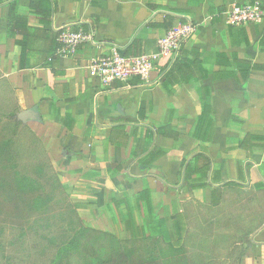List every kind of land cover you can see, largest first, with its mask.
Masks as SVG:
<instances>
[{"label": "crops", "instance_id": "obj_1", "mask_svg": "<svg viewBox=\"0 0 264 264\" xmlns=\"http://www.w3.org/2000/svg\"><path fill=\"white\" fill-rule=\"evenodd\" d=\"M252 1L0 0V80L19 116H40L23 123L87 226L174 249L217 238L241 247V264H264V16L245 26L225 16ZM186 20L196 34L146 79L90 77L113 45L156 52ZM79 30L98 45L46 67L58 36Z\"/></svg>", "mask_w": 264, "mask_h": 264}, {"label": "rangeland", "instance_id": "obj_2", "mask_svg": "<svg viewBox=\"0 0 264 264\" xmlns=\"http://www.w3.org/2000/svg\"><path fill=\"white\" fill-rule=\"evenodd\" d=\"M17 102L18 96L14 95L4 80H0V124L5 125L4 130L14 129L13 117ZM12 133L13 131L8 130L3 136L13 146L12 164L17 166L15 173L18 172L21 179L32 182L31 189L35 194L54 192L51 187L56 184L50 161L41 143L29 129H15L13 135ZM54 196L57 200H70L68 191L62 196ZM18 208L8 207L4 213L20 212L26 214V217L29 216V220L17 218L11 224H5L1 221L8 220L5 217L0 218V264H93L96 253L102 251L101 255L105 258L114 253L110 238L103 237L84 222L80 227L93 231L79 234V227L72 224L73 218L69 213L54 219L53 215L47 217L45 214L35 213L34 210L29 213L25 209L26 205ZM49 218L51 220H47ZM73 238H77L79 244L64 252L62 245L70 243ZM191 239L185 248L174 249L166 247L164 243L119 238L122 249L130 257V264H239L244 254L241 247L233 248L221 239L204 238V245L199 243L200 238Z\"/></svg>", "mask_w": 264, "mask_h": 264}, {"label": "trees", "instance_id": "obj_3", "mask_svg": "<svg viewBox=\"0 0 264 264\" xmlns=\"http://www.w3.org/2000/svg\"><path fill=\"white\" fill-rule=\"evenodd\" d=\"M256 0H253L251 3L255 2ZM259 1V0H257ZM173 19H171V22ZM184 22V21H182ZM172 28V27H171ZM86 31V30H84ZM58 49L51 50L45 52L46 57L44 58V62L46 67L53 68L54 61L56 59L61 58L57 54ZM28 52H22L23 58L27 55ZM143 53V42L140 40H134L123 52L122 55L125 57H132V56H140ZM49 61V62H48ZM24 64L20 65L21 69H24ZM176 67L174 66L172 68V72H174ZM180 71L182 72V67L179 66ZM131 84L140 83L139 81H131ZM17 108V107H16ZM19 109L17 108L14 115V122L13 127L14 129H7L4 130L3 124H0V218L5 217L8 221H1L5 224H11L13 220L20 218L24 219L25 221L29 220V216L26 217V214H21L20 212H13V213H4V211L8 207H14V209H19L18 207L20 205H26L29 213H31V210H34L35 213L45 214L47 215H53V218L56 219L57 217H62L64 214H70L73 218V225H76V227H79L78 233L84 234L88 231L92 232L93 230L87 229L83 226V221L80 219L77 213V204L72 203L70 200H63L59 199L57 200L54 195H61L64 192H67L68 190L65 189V186L61 183L57 173L54 171L51 163H50V169L52 171L54 182L56 186H52L51 188L55 190L51 194H35L34 190L31 189L33 186L32 182L25 180V178L21 179L18 172L15 173V170L17 166L13 163V151H12V144L7 138L3 136L4 132L11 130L13 131L12 135L14 134L15 129L17 131L19 129H29L19 118ZM1 123V122H0ZM29 131L32 133V135L35 137L37 141L38 138L33 134V132L29 129ZM10 172H13L14 174H10ZM64 188V189H63ZM60 192V193H59ZM54 193V195H53ZM59 193V194H58ZM30 198H26V197ZM57 200V202H56ZM53 202H56L53 204ZM25 207V206H24ZM54 213V214H51ZM50 217V216H47ZM47 220H51L50 218ZM53 220V219H52ZM63 223V221H62ZM51 227V226H48ZM103 237L110 238V244L111 248L113 249L114 253H111L109 257L105 258L103 257L102 251L100 253H96V256L94 257L93 264H130V257L126 254V252L122 249L121 242L119 238H117L114 235H110L107 233H101L99 232ZM179 244L173 245L175 247H179V249L183 248L182 239L178 238ZM106 240V239H105ZM79 244V241L77 238H73L70 243H66L62 245V250L64 252L71 250V248L76 247ZM102 250L104 248H101ZM243 259V255L240 258L239 264H241V261Z\"/></svg>", "mask_w": 264, "mask_h": 264}, {"label": "built area", "instance_id": "obj_4", "mask_svg": "<svg viewBox=\"0 0 264 264\" xmlns=\"http://www.w3.org/2000/svg\"><path fill=\"white\" fill-rule=\"evenodd\" d=\"M226 22L232 26H245L258 22L264 16L260 2L233 5L226 13ZM198 26L191 20L175 24L167 35L159 40L158 49L153 53L140 56L125 57L120 47L113 45L109 52L90 60V77L98 79L104 86H110L116 81L128 82L134 77L146 79L157 64L165 58L175 57L181 46L192 39ZM60 48L58 56L68 57L85 44L98 45L93 39L92 31L63 32L58 36Z\"/></svg>", "mask_w": 264, "mask_h": 264}, {"label": "water", "instance_id": "obj_5", "mask_svg": "<svg viewBox=\"0 0 264 264\" xmlns=\"http://www.w3.org/2000/svg\"><path fill=\"white\" fill-rule=\"evenodd\" d=\"M19 118L22 122H28V121H32V120L39 121L40 116L37 114V112L35 110H27V111L21 113Z\"/></svg>", "mask_w": 264, "mask_h": 264}]
</instances>
